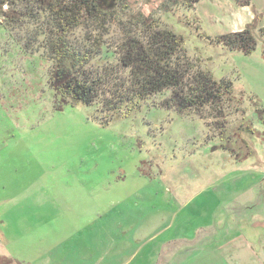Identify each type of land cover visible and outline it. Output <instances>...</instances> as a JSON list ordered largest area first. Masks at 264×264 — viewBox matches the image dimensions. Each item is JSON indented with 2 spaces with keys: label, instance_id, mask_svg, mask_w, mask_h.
<instances>
[{
  "label": "rangeland",
  "instance_id": "1",
  "mask_svg": "<svg viewBox=\"0 0 264 264\" xmlns=\"http://www.w3.org/2000/svg\"><path fill=\"white\" fill-rule=\"evenodd\" d=\"M127 2L69 43L94 72L112 68L125 35L141 31L138 13L153 11L195 70L232 83L223 117L164 109L165 91L103 125L100 104L55 97L44 16L1 26L0 264H165L213 244L232 264H264V14L235 0ZM249 25L250 55L207 39Z\"/></svg>",
  "mask_w": 264,
  "mask_h": 264
},
{
  "label": "trees",
  "instance_id": "2",
  "mask_svg": "<svg viewBox=\"0 0 264 264\" xmlns=\"http://www.w3.org/2000/svg\"><path fill=\"white\" fill-rule=\"evenodd\" d=\"M201 0H187L193 8ZM253 0H235L239 7L254 11ZM178 4V0H167ZM127 0H0V27L18 26L45 17L49 53L54 62L50 87L62 104H100L105 119L126 118L149 98L165 91L171 97L160 105L175 109L178 114L189 110L201 111L208 106L218 109L223 117V104L231 99L232 83L215 80L209 71L195 70L184 54V39L170 29L161 27L154 12L138 13L139 33L129 32L118 47L114 67L94 72L89 67L92 56L88 51L73 47L68 34L82 26L105 25L129 10ZM141 20V21H139ZM140 25V26H139ZM247 26L210 41L243 55L254 52L257 39ZM264 40V28L259 30ZM264 60V47L262 49ZM4 264H12L4 259Z\"/></svg>",
  "mask_w": 264,
  "mask_h": 264
},
{
  "label": "crops",
  "instance_id": "3",
  "mask_svg": "<svg viewBox=\"0 0 264 264\" xmlns=\"http://www.w3.org/2000/svg\"><path fill=\"white\" fill-rule=\"evenodd\" d=\"M202 1L204 0H201L195 4V8ZM252 2L255 9L264 14V0H253ZM239 9L247 10L249 8L239 7ZM262 22L264 23V17ZM165 264H232V262L223 254L222 248L218 247L216 244H213L201 248H193L191 250L189 248L187 250L175 252L169 256Z\"/></svg>",
  "mask_w": 264,
  "mask_h": 264
}]
</instances>
